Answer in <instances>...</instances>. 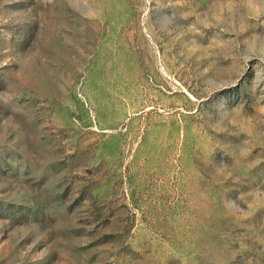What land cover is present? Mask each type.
Masks as SVG:
<instances>
[{
	"label": "rangeland",
	"instance_id": "1",
	"mask_svg": "<svg viewBox=\"0 0 264 264\" xmlns=\"http://www.w3.org/2000/svg\"><path fill=\"white\" fill-rule=\"evenodd\" d=\"M0 264H264V0H0Z\"/></svg>",
	"mask_w": 264,
	"mask_h": 264
}]
</instances>
